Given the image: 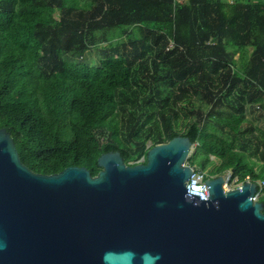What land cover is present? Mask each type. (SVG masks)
<instances>
[{"label":"trees","instance_id":"16d2710c","mask_svg":"<svg viewBox=\"0 0 264 264\" xmlns=\"http://www.w3.org/2000/svg\"><path fill=\"white\" fill-rule=\"evenodd\" d=\"M128 91L140 102L126 118L132 151L118 119ZM255 116L264 0H0V129L37 174L97 176L102 154L137 163L185 136L198 144L192 165L207 170L214 156V175L264 181Z\"/></svg>","mask_w":264,"mask_h":264},{"label":"water","instance_id":"95a60500","mask_svg":"<svg viewBox=\"0 0 264 264\" xmlns=\"http://www.w3.org/2000/svg\"><path fill=\"white\" fill-rule=\"evenodd\" d=\"M190 138L154 146L146 162L120 152L101 171L54 175L25 166L0 129V264H264V203L257 184L226 191V174L189 183Z\"/></svg>","mask_w":264,"mask_h":264},{"label":"built area","instance_id":"2783aa9c","mask_svg":"<svg viewBox=\"0 0 264 264\" xmlns=\"http://www.w3.org/2000/svg\"><path fill=\"white\" fill-rule=\"evenodd\" d=\"M197 145H198L197 143L193 144L192 152L190 153L185 165L190 166L192 168V171H193V177H190L189 183L192 186L201 187L202 195L208 194L207 187L204 185V182L206 180H210V179L216 178L218 176H222L223 174H226L229 177V180L227 181V183L224 184V187H223L226 191L230 192L233 190L241 189L242 185L247 183V182L256 183L258 191L254 195V197H252L251 200L254 203L255 202H262V199L264 197V181L263 180H253L251 176H247L244 180H241L239 178V176L234 175V171L232 169L226 170L223 173H221L220 175H214L213 173H210L208 170L202 169L201 166H198L196 164L192 165L191 164V158H192L191 156L194 153V150L196 151ZM210 160L215 164H217L216 162L219 161L216 157L214 158V156H210ZM145 162H146V158L142 157L137 163H134V164L130 163V164L136 165V164H141V163H145Z\"/></svg>","mask_w":264,"mask_h":264},{"label":"rangeland","instance_id":"374dc122","mask_svg":"<svg viewBox=\"0 0 264 264\" xmlns=\"http://www.w3.org/2000/svg\"><path fill=\"white\" fill-rule=\"evenodd\" d=\"M230 1H233V0H230ZM237 1H244V0H237ZM86 58L87 60H91V61H94L96 60V56H95V49H90L89 52L87 53L86 55ZM117 93V91H116ZM117 99H118V96H117ZM119 108H118V119H119V122H120V128H121V134H120V138L122 139V141L124 142L125 146H126V149L129 150V151H132V149L130 148V146L128 145V142L125 141L126 138H125V126H126V118L128 116V112L130 110H133V109H136L140 106V102H139V97L135 94L134 91L130 92L128 91V94L126 96H120L119 98ZM256 118H259V119H256L254 122H255V126L256 128V131L255 134L257 135H260L261 134V131H260V127L263 128L264 130V119H261L260 117L258 116H255ZM251 120V118L249 119ZM244 128H249V124H245L244 125ZM194 153H195V150H194ZM193 153V154H194ZM193 154L191 157H193ZM215 158V157H214ZM214 160V159H213ZM133 163V162H131ZM198 162H196V165H197ZM218 165L220 164L219 161L216 162ZM130 164V163H129ZM134 164V163H133ZM217 164L215 163H211V165L208 167V171L210 173H213L215 168L218 166Z\"/></svg>","mask_w":264,"mask_h":264}]
</instances>
